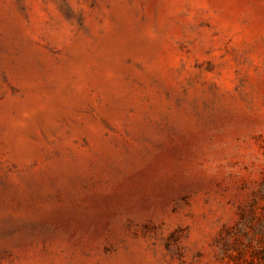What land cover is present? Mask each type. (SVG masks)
<instances>
[{
    "label": "rangeland",
    "instance_id": "374dc122",
    "mask_svg": "<svg viewBox=\"0 0 264 264\" xmlns=\"http://www.w3.org/2000/svg\"><path fill=\"white\" fill-rule=\"evenodd\" d=\"M0 264H264V0H0Z\"/></svg>",
    "mask_w": 264,
    "mask_h": 264
}]
</instances>
